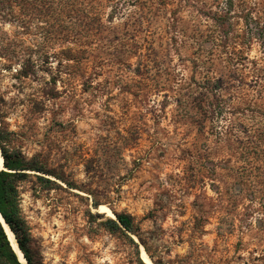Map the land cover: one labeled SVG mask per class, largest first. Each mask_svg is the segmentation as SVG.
Listing matches in <instances>:
<instances>
[{"label":"rangeland","instance_id":"rangeland-1","mask_svg":"<svg viewBox=\"0 0 264 264\" xmlns=\"http://www.w3.org/2000/svg\"><path fill=\"white\" fill-rule=\"evenodd\" d=\"M25 1L0 5V122L65 177L19 182L45 261L136 264L105 223L124 211L153 264H264V0H120L102 24L86 0L73 39L63 0Z\"/></svg>","mask_w":264,"mask_h":264},{"label":"trees","instance_id":"trees-1","mask_svg":"<svg viewBox=\"0 0 264 264\" xmlns=\"http://www.w3.org/2000/svg\"><path fill=\"white\" fill-rule=\"evenodd\" d=\"M18 4H26L25 0H16ZM41 6L40 11H44L43 8L47 5L49 0H36ZM83 1L86 0H63L65 6L67 7V39L73 37L72 33H90L86 30L89 28L85 27V10L81 8ZM117 1V2H115ZM120 0H90L87 2H92V7L98 9L95 11L94 19L99 20V24H102L103 18V8L107 3L115 4L112 6L111 11L108 16V20H114L115 16L118 15L121 11ZM128 0H125L126 2ZM135 1V0H133ZM234 0H227L230 6L233 5ZM6 3V0H0V5ZM1 7V6H0ZM1 11V9H0ZM73 39V38H71ZM76 39V36H74ZM72 41V40H70ZM77 41H74L76 44ZM77 45V44H76ZM69 54L67 55V60L74 59L79 60V58L74 53V47L70 44L66 46ZM76 57V58H75ZM177 97V103L183 104V100ZM12 131L3 127L0 122V149L1 154L4 159L5 168L0 170V213L4 217L9 228L15 235V238L18 242V245L27 261L28 264H48L45 261V258L42 254L41 248L37 243L34 235L32 234L30 225L24 216L20 204V193H19V182L25 180L30 172H42L54 176L56 179L65 180V177L57 172L56 170L49 169L47 165L35 157L29 158L22 149L11 146L10 135ZM48 181L54 183V180ZM95 206H99L100 202L96 200L94 202ZM103 213V212H102ZM116 219L109 217L106 219L105 223L112 232H123L129 237L131 242L137 248V263L136 264H148L141 257V252L139 249V243L134 240L132 235H137L140 237L141 242L144 244V247L147 252H149L148 246L142 240L140 233L141 228L138 222L135 219V216L129 212H116ZM151 259L155 264H169L163 258H154L151 256ZM0 264H25L19 257V254L12 245V241L9 237L5 224L0 220Z\"/></svg>","mask_w":264,"mask_h":264},{"label":"bare ground","instance_id":"bare-ground-1","mask_svg":"<svg viewBox=\"0 0 264 264\" xmlns=\"http://www.w3.org/2000/svg\"><path fill=\"white\" fill-rule=\"evenodd\" d=\"M3 168H5V166H4V159H3V157L0 154V170L3 169ZM99 211H101V212H107L108 215H113V213L111 212V210L109 209V207H107L106 205H101L100 208H99ZM0 218L2 219L1 215H0ZM4 224H5V227L7 229V232L9 234V237H10V239L12 241V244H13L14 248L18 252L20 259L25 263V259L23 258V254H22V252L19 250V248L17 246L16 240H15V237H14L15 236L14 233L10 231L8 225L5 222H4ZM142 256L144 257V260L147 263L153 264V263H151V260L148 257V255H147V253H146L145 250H143Z\"/></svg>","mask_w":264,"mask_h":264},{"label":"water","instance_id":"water-1","mask_svg":"<svg viewBox=\"0 0 264 264\" xmlns=\"http://www.w3.org/2000/svg\"><path fill=\"white\" fill-rule=\"evenodd\" d=\"M0 154H1V149H0ZM1 156H2V154H1ZM3 157V156H2ZM0 215H1V217H2V219L0 218V220H1V222L4 224V222L6 223V221H5V219H4V217L2 216V214L0 213ZM113 218H115L116 219V215L113 217ZM7 224V223H6ZM8 225V224H7ZM9 227V226H8ZM10 229V228H9ZM10 231L12 232V230L10 229ZM15 237V236H14ZM15 240H16V238H15ZM16 243H17V246H18V248H19V250L21 251V249H20V247H19V245H18V242H17V240H16ZM13 245V244H12ZM14 247V246H13ZM16 250V249H15ZM22 252V251H21ZM18 253V252H17ZM23 254V253H22ZM142 257V256H141ZM23 258L25 259V257H24V255H23ZM143 258V257H142ZM144 260V259H143ZM25 264H28L27 263V261H26V259H25ZM149 264V263H148Z\"/></svg>","mask_w":264,"mask_h":264}]
</instances>
